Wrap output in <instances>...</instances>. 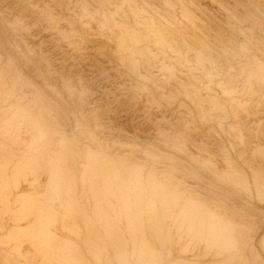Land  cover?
I'll list each match as a JSON object with an SVG mask.
<instances>
[{"label": "rangeland", "instance_id": "rangeland-1", "mask_svg": "<svg viewBox=\"0 0 264 264\" xmlns=\"http://www.w3.org/2000/svg\"><path fill=\"white\" fill-rule=\"evenodd\" d=\"M0 264H264V0H0Z\"/></svg>", "mask_w": 264, "mask_h": 264}]
</instances>
